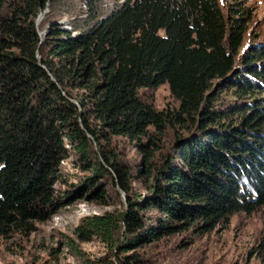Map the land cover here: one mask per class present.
<instances>
[{"label": "trees", "instance_id": "1", "mask_svg": "<svg viewBox=\"0 0 264 264\" xmlns=\"http://www.w3.org/2000/svg\"><path fill=\"white\" fill-rule=\"evenodd\" d=\"M49 1L0 0V234L28 231L56 211L54 183L68 146L91 170L84 185L96 190L98 176L114 173L126 194L121 209L76 227L111 249L264 210V43L241 50L247 7L123 0L100 17L96 1L85 0L92 24L73 35L53 22L41 38L35 18ZM162 82L177 107L157 109L143 98L140 88ZM167 131L173 139L164 151L158 141ZM113 135L145 137L146 194H130L125 166L100 141ZM117 264L141 261L128 253Z\"/></svg>", "mask_w": 264, "mask_h": 264}, {"label": "rangeland", "instance_id": "2", "mask_svg": "<svg viewBox=\"0 0 264 264\" xmlns=\"http://www.w3.org/2000/svg\"><path fill=\"white\" fill-rule=\"evenodd\" d=\"M95 1L93 8L100 11V17H105L123 0ZM234 1L241 2L251 15L241 50L249 42L264 43V0H220V4L226 11L229 3ZM41 12L44 14L36 22L41 38L53 22L73 35L93 23L88 19L90 9L85 0H50ZM140 91L157 109L178 106L167 82L143 87ZM81 92L82 89L73 90L74 95ZM76 104L82 108L79 102ZM172 139L173 134L167 131L158 141L164 151L172 145ZM100 141L125 166L130 178V194H146L147 171L141 170L145 156L139 145L146 142L145 137L133 139L113 135L109 142L103 138ZM90 144L91 149L98 152V142L90 138ZM68 149L67 156L58 166V178L54 183L55 196L59 199L56 211L47 219L34 222L28 231L0 234V264H110L107 263L109 260L117 264L128 253H136L141 264H264V250L259 246L264 231L262 208L251 213H234L228 223H221L210 231L180 229L128 250L116 246L111 249L100 237L82 238L76 232L81 220L95 213L121 209L126 194L116 182L114 173L98 176L96 190V185H84L82 182L91 170L85 168L77 151L70 146ZM142 213L155 217L157 212L145 209Z\"/></svg>", "mask_w": 264, "mask_h": 264}, {"label": "bare ground", "instance_id": "3", "mask_svg": "<svg viewBox=\"0 0 264 264\" xmlns=\"http://www.w3.org/2000/svg\"><path fill=\"white\" fill-rule=\"evenodd\" d=\"M43 14H44V13H41V14L38 16V18H37V22L40 21V19H41V17L43 16Z\"/></svg>", "mask_w": 264, "mask_h": 264}, {"label": "water", "instance_id": "4", "mask_svg": "<svg viewBox=\"0 0 264 264\" xmlns=\"http://www.w3.org/2000/svg\"><path fill=\"white\" fill-rule=\"evenodd\" d=\"M39 14H40V13H38L37 17L35 18V21H36V22H37V18H38V16H39Z\"/></svg>", "mask_w": 264, "mask_h": 264}]
</instances>
